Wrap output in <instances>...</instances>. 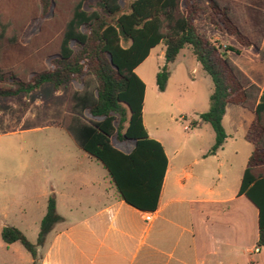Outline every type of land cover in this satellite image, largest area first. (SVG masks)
Returning a JSON list of instances; mask_svg holds the SVG:
<instances>
[{"label": "trees", "instance_id": "16d2710c", "mask_svg": "<svg viewBox=\"0 0 264 264\" xmlns=\"http://www.w3.org/2000/svg\"><path fill=\"white\" fill-rule=\"evenodd\" d=\"M205 1L131 0L125 5L123 0H0V97L38 92L45 84L56 91L69 85L65 115L53 125L103 164L122 200L155 212L169 160L145 126L147 87L136 70L164 45L166 63L157 75L164 92L171 64L191 47L214 83L210 110L194 123L209 124L215 132L209 154L227 140L223 119L228 105L256 114L246 135L255 150L240 195L259 210V247L264 248V90L228 57L229 51L240 50L207 38L200 25L234 36L243 48L261 49L264 0ZM37 20L43 21L39 33L27 42V30ZM123 142H133L134 150H120L117 143ZM63 220L52 194L37 243L13 226L3 228L2 239L20 242L33 264H39L38 248Z\"/></svg>", "mask_w": 264, "mask_h": 264}, {"label": "crops", "instance_id": "0c3cea01", "mask_svg": "<svg viewBox=\"0 0 264 264\" xmlns=\"http://www.w3.org/2000/svg\"><path fill=\"white\" fill-rule=\"evenodd\" d=\"M208 27L203 24L202 33ZM209 39L240 50V53L229 51L228 57L264 90V60L259 55L264 44L261 49L243 48L234 36L220 31ZM159 47H163L158 54L160 63L155 69H143L141 76L139 70ZM186 48L192 57L185 54L181 60L185 49L180 52L170 66L164 92L157 85V75L166 63L164 45L153 49L136 70L147 87L145 126L149 136L164 146L169 160L158 210L143 212L122 200L103 164L79 148L61 129L72 140V151L77 158L71 165L70 177L61 183L62 189H54L52 193L64 220L55 225L44 246L38 248L39 264H264V248L259 247V210L245 195H240L255 150L246 135L256 114L241 106L228 105L223 119L227 140L214 155L209 152L215 144V133L207 131L209 144L199 145L205 134L203 128L209 124L197 125L200 129L187 132L185 139L191 144L185 142L177 149L162 133L165 115L172 116L167 94L173 83L179 93L188 85L195 91L187 99L191 108H181L178 101L173 105L183 118L194 112L197 122L200 115L210 110L214 85L205 87L198 80L202 65L192 48ZM190 61L194 65L192 69ZM178 62L180 66L176 65ZM236 106L251 115L237 112ZM230 112L235 119L231 131L226 125ZM119 144H128L126 150L119 148L127 154L135 148L133 142ZM147 214H153L151 222L146 221ZM17 244L21 243L9 246L19 258H2L0 264H33V257L22 254Z\"/></svg>", "mask_w": 264, "mask_h": 264}, {"label": "rangeland", "instance_id": "374dc122", "mask_svg": "<svg viewBox=\"0 0 264 264\" xmlns=\"http://www.w3.org/2000/svg\"><path fill=\"white\" fill-rule=\"evenodd\" d=\"M131 0H123L127 4ZM206 3L205 0H200ZM42 20H37L29 26L25 39L29 42L39 33ZM203 27L202 23L200 24ZM217 31L208 27L203 34L210 38ZM163 47L157 48L154 56L144 68L139 70L143 76V69H155L160 63L159 52ZM190 55L192 52L185 48L181 54ZM264 60V48L259 52ZM180 60V59H179ZM180 60V61H181ZM180 66V62L176 64ZM190 61V69L193 68ZM180 70L178 71V74ZM204 78V79H203ZM198 80L203 86H213V80L207 72L199 66ZM79 88V84L75 83ZM176 84H171L168 92L169 109L172 116L165 115L162 123V133L169 138L173 148H181L186 141L187 132H193L200 128L194 126L197 116L194 112L187 117L175 110L176 101L183 109L191 108L188 97L195 93L192 86L176 90ZM70 86L65 85L56 91L51 84H45L38 92L21 94L17 97H0V260L19 258L10 244H6L1 237V231L5 226H13L20 229L32 243L37 242L41 223L46 215L48 199L54 189H62V181L70 177L72 163L77 158L73 153L72 140L53 123L63 119ZM181 94V95H180ZM152 105L151 95L149 96ZM172 104V105H170ZM237 112L243 115H251L249 111L235 107ZM233 113L226 120L227 129L231 131L235 123ZM242 120V118L240 119ZM204 129V137L200 140V146L205 147L208 143L209 133H215L212 126ZM209 131V133H207ZM132 143V142H131ZM128 144L117 143L118 148L126 150ZM95 165H101L95 162ZM102 167V165L100 166ZM101 169V168H100ZM104 169V168H102ZM108 187H111L108 185ZM63 210V208H62ZM22 254L31 257L30 253L21 245L17 244Z\"/></svg>", "mask_w": 264, "mask_h": 264}, {"label": "built area", "instance_id": "2783aa9c", "mask_svg": "<svg viewBox=\"0 0 264 264\" xmlns=\"http://www.w3.org/2000/svg\"><path fill=\"white\" fill-rule=\"evenodd\" d=\"M153 220V214H147L146 215V221L151 222Z\"/></svg>", "mask_w": 264, "mask_h": 264}]
</instances>
